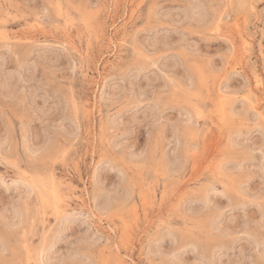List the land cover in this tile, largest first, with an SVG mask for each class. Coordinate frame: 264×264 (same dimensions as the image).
Returning a JSON list of instances; mask_svg holds the SVG:
<instances>
[{
    "label": "rangeland",
    "instance_id": "1",
    "mask_svg": "<svg viewBox=\"0 0 264 264\" xmlns=\"http://www.w3.org/2000/svg\"><path fill=\"white\" fill-rule=\"evenodd\" d=\"M263 110L264 0H0V264H264Z\"/></svg>",
    "mask_w": 264,
    "mask_h": 264
},
{
    "label": "bare ground",
    "instance_id": "2",
    "mask_svg": "<svg viewBox=\"0 0 264 264\" xmlns=\"http://www.w3.org/2000/svg\"><path fill=\"white\" fill-rule=\"evenodd\" d=\"M109 17V16H108ZM242 26V25H241ZM30 32V31H29ZM32 32V31H31ZM121 35V34H120ZM247 37V36H246ZM8 40V39H7ZM247 40V39H246ZM247 42V41H246ZM249 42V41H248ZM29 43V42H28ZM250 43V42H249ZM244 51V50H243ZM98 62V61H97ZM257 73H258V71H257ZM252 92V91H251ZM259 97V96H258ZM260 98V97H259ZM258 101V100H257ZM260 101H261V99H260ZM262 103H263V101H262ZM259 104V103H258ZM260 107H261V104H260ZM234 110V109H233ZM264 111V110H263ZM263 113V112H262ZM263 115H264V113H263ZM262 117V116H261ZM231 141V140H230ZM234 143V142H233ZM227 178V177H226ZM18 181V180H17ZM182 184V183H181ZM30 187V186H29ZM32 189V188H31ZM80 191V190H79ZM58 197V196H57ZM59 198V197H58ZM85 201V200H84ZM59 202V201H58ZM72 202V201H71ZM147 204V203H146ZM150 205H151V203H150ZM153 205V204H152ZM157 206V205H156ZM68 207H70V206H68ZM152 207V206H151ZM69 211V210H68ZM66 214V213H65ZM71 215V214H70ZM147 217V216H146ZM145 217V218H146ZM126 224V223H125ZM127 228H129V227H127ZM51 230V229H50ZM130 230V229H129ZM141 231V230H140ZM111 253V252H110ZM114 253V252H113ZM120 253V252H119ZM41 255V254H40ZM111 255V254H110ZM113 255V254H112ZM116 255V254H115ZM114 257V256H113ZM113 257H112V259H113ZM126 257V256H125ZM118 259V258H117ZM116 261V260H115ZM119 261V260H118ZM118 261H116L117 262V264H118ZM122 261V260H121ZM121 261H119V262H121ZM113 263H114V260H113ZM122 263V262H121Z\"/></svg>",
    "mask_w": 264,
    "mask_h": 264
}]
</instances>
